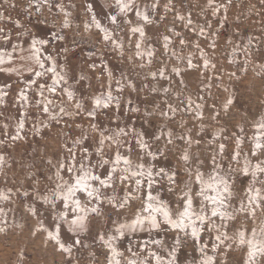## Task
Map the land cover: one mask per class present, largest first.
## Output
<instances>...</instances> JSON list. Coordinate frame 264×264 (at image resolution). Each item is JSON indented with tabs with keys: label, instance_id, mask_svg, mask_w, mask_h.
Listing matches in <instances>:
<instances>
[{
	"label": "rangeland",
	"instance_id": "1",
	"mask_svg": "<svg viewBox=\"0 0 264 264\" xmlns=\"http://www.w3.org/2000/svg\"><path fill=\"white\" fill-rule=\"evenodd\" d=\"M155 2L156 0H136L141 7L149 6L150 24L138 20L134 13L127 17L132 25L145 28L146 36L142 47L145 50L149 47L155 49L151 66H147L145 57L143 62L146 66L141 68V61L134 56V45L139 35L130 34V26L123 23L124 17H118L121 21L120 28L112 25L108 19L116 13L114 0H0V38L11 36L7 43L0 39V50L11 51L13 46L19 44L26 55L33 37L48 40L43 55H51L55 59L57 71L67 77L68 84L57 86L56 94L46 91L45 97L54 100V104L50 106L53 113L58 112L60 105L72 113V116L52 120L42 111L41 98L36 93L35 86L27 93L28 101H22L19 97L24 83L29 78L36 79L34 74L27 71L19 75L0 72V89L6 93L0 101V156L5 158L0 167V193L9 197L7 200H0V209L3 210V214H0V228L4 229L0 232V264H107L108 250L96 238L97 233L110 234L114 221L123 222L130 218L139 207L138 204L123 211L105 205L102 208L103 214L90 217L89 230L79 236H74L67 230V225H64L60 233L61 241L66 247L72 248L70 256L61 251L46 232L39 230L41 225L53 230L56 219L51 205L41 203L37 198L38 193L46 195L54 186L57 165L67 159L66 145L73 146V141L80 139L83 134L90 137L84 146H90L89 150L95 152L99 131H91L92 123L100 131H104L105 135H112L121 128L129 131L135 128L137 133H144L154 149L159 147L167 153L166 157L156 162L157 167L164 166L174 172L178 171L181 185L188 179L183 170L184 165L178 160L185 148L193 156L194 168L200 167L196 157L204 161L201 170L206 175L210 171V158L221 141L227 145L223 160L227 167V156L235 147L234 138L245 135L239 132L240 127L246 133L242 153L249 152L251 145L247 142V137L253 134L252 125L264 116V70L261 68L264 66V0H214L212 6H209L208 0H158V6L153 10L151 5ZM89 4L102 25L113 31L114 38L124 44L123 56L110 42L103 41V34L91 23L92 12L87 10ZM61 5L63 12L60 10ZM177 15H190L193 24L186 26V21L176 19ZM65 19L71 27L63 26ZM17 22L23 27H19ZM173 28L179 36L171 33L170 29ZM200 28L205 30L204 36H200ZM164 35H169L172 39L167 50L163 47ZM58 36H63L64 39L56 38ZM180 38L186 40L187 46L179 44ZM195 44L200 45L199 50L193 46ZM173 50L180 59L171 55ZM200 50H203L210 64H215L214 69L202 67ZM19 56L20 50L17 49L13 54V63H6L4 67H21ZM129 56L133 57L132 61H129ZM188 56L192 57L195 68L186 67ZM50 64V61H46L47 66ZM102 64L107 65V68H103ZM92 65H95V71L92 70ZM174 66L181 68V76L171 73ZM161 67L167 69L166 76H170V80L151 78L149 74ZM109 69L112 72L110 81L107 75ZM232 73L235 75H231ZM82 76L84 79H81ZM50 77L51 73H46L38 83L47 81L50 84ZM118 80L122 82V92L117 91ZM109 83L120 107L116 109L113 104L108 109L97 110L93 121L87 117L86 110L94 106V96L102 95L108 90ZM130 84L135 85L134 90ZM65 88L73 90L76 99L85 105L81 114L76 115L75 101H67L66 92L62 91ZM164 89L170 91L165 94ZM177 95L180 96L179 100ZM188 96L202 105L203 120L195 118L194 107L187 110L181 103ZM199 97H203V100ZM228 99H232L234 103L229 111L224 112L222 105ZM165 101L179 106L172 120L160 115L161 110H167ZM136 108L139 109L138 112L133 111ZM215 112L220 113L218 118L214 117ZM20 121H23L24 128L17 134ZM162 128L172 130V145H166L163 139L159 142L155 140L154 137L160 135ZM221 129L224 131L220 140L214 139V133ZM181 134L191 136V146L177 138ZM14 136L17 138L13 139ZM197 140L200 141L199 144L195 143ZM121 141L132 145L133 159H136L132 135L121 137ZM112 151H115L114 147ZM95 159L94 156L93 163ZM233 167L236 165L233 164ZM234 178L238 193L250 180L241 174ZM65 179L68 177L65 176ZM168 187L166 180L161 181L158 186H154V191L170 207L175 208L177 195L169 192ZM25 192L29 194L27 198L24 196ZM59 203L57 201V205ZM194 203L198 206L199 200H194ZM30 207L36 209V215L31 214ZM262 222L264 212L257 208L254 222L238 217L234 226L243 223L251 230L258 228ZM211 235L214 234L206 230L200 242L208 244L209 249L212 244ZM229 235H232L231 231ZM77 239L80 244L74 243ZM151 239L163 242L162 245H148L161 255L175 249L177 264H199L200 244L193 240L190 232L178 233L166 226H162L159 233H127L116 246L125 257L130 255L128 248L143 256V249L139 245ZM226 243L230 244L231 241ZM215 255L218 264H224L225 260L227 264H245L247 259L246 248L237 244H232L230 251L222 245ZM257 264H264V258L258 257Z\"/></svg>",
	"mask_w": 264,
	"mask_h": 264
},
{
	"label": "snow or ice",
	"instance_id": "2",
	"mask_svg": "<svg viewBox=\"0 0 264 264\" xmlns=\"http://www.w3.org/2000/svg\"><path fill=\"white\" fill-rule=\"evenodd\" d=\"M213 3L214 0H208L209 6H212ZM114 5L116 13L108 17L110 23L120 28L121 21L118 20V17L125 18L123 23L130 26V34L132 36L139 35V39L134 45V56L141 61V68L146 66L143 61L147 57V66L150 67L155 49L149 47L145 50L142 47L146 36L145 28L141 25H132V21L127 19L130 13H134L138 20L143 21L144 24H150L149 6L141 7L136 3V0H114ZM157 6L158 0L151 5V8L155 10ZM60 10L61 12L64 11L62 5ZM87 10L92 12L91 23L103 34V41L110 42L111 46L118 49L121 56H123L124 44L114 38L113 31L102 25L92 11L90 4L87 6ZM176 19L182 22L186 21V26L193 24L190 15L188 17L177 15ZM17 24L19 27H23L19 25V22ZM63 26L65 28L71 27L67 19L63 21ZM86 27H89V25H86ZM170 31L172 34L179 36V33L174 28L170 29ZM199 34L204 36L205 30L200 28ZM56 38L64 39L63 36ZM0 39L7 43L11 40V36L5 35ZM48 43L49 41L46 39L33 37L26 55L19 44L13 46L11 51L0 50V72L19 75L23 71H27L30 74H34L36 79L29 78L24 83V88L19 92L20 99L28 101L27 93L35 86L36 93L41 98L42 111L52 120H59L64 116H72V113L63 105L58 107V112L53 113L50 110V106L54 104V100L45 97V92L56 94L57 86L62 83L67 85L68 79L57 71L56 61L51 55H43V50ZM171 44V36L164 35L163 47L167 50ZM179 44L187 46L184 38L179 39ZM193 46L198 50L200 49L199 44ZM212 47L214 49L215 45ZM17 49L20 50L19 59L22 66L5 68L4 65L6 63L8 65L13 63V54ZM199 54L203 60L202 67L204 69L209 67L214 69L216 67L215 64H210L203 50H200ZM171 55L176 59H180L175 50L171 52ZM233 56H235V52H233ZM132 59L133 57L129 56V61H132ZM46 61L51 62L50 66L46 65ZM91 67L95 71V65ZM102 67L107 68V65L102 64ZM186 67L188 69L196 67L191 56L186 58ZM261 68L264 70V66H261ZM166 71L165 67H161L149 75L153 80L158 78L170 80L171 77L166 76ZM46 73H51V83L49 84L47 81L38 83L40 78L44 77ZM171 73L181 76V68L174 66L171 68ZM107 75L110 81L112 77L110 69ZM231 75H235V73ZM81 79H84V77L82 76ZM121 83L119 80L116 82L117 91L120 92L124 90L120 87ZM129 86L133 90L135 89L134 84ZM62 91L66 92L67 101H75L76 115L81 114V111L85 110V105L76 99L75 92L68 88L62 89ZM169 91L170 89H164L165 94ZM5 95L6 93L3 89H0V101L3 100ZM176 98L179 100L180 96L177 95ZM199 99L203 100V97H199ZM92 103L94 106L86 110V115L93 121L96 119L97 110L108 109L113 104H115L116 109L120 107L119 100L112 94L110 83L108 84V90L104 94L92 98ZM165 103L167 110H161L160 115L172 120L179 106H174L167 101ZM181 103L187 110L195 108L196 119H204L202 105L193 101L190 96L185 97ZM233 103L232 99H228L222 105V110L224 112L229 111ZM133 111L138 112L139 109L136 108ZM219 115V112L214 113L216 118ZM23 128L24 123L20 121L17 134ZM90 128L92 132L99 131L95 152L93 153L89 150L90 146H84L90 137L83 134L80 139L73 141V146L66 145L67 159L66 162H60L57 165L54 173V186L48 194L40 195L38 193L37 196L41 203L51 205V210L54 212L56 219L53 230H49L43 225L40 226L39 230L46 232L48 238L55 241L61 251L67 252L69 256L72 252V248L66 247L61 241L60 233L64 225H67V230L74 236H79L89 230L88 221L90 217L103 214L102 208L105 205L114 210L123 211L131 208L134 204H138L139 207L136 208L130 218L123 222L114 221V228L110 234L97 233L96 238L108 250L107 264H177L175 249L167 251L166 255H161L148 247L149 244L162 245L163 242L159 239L144 241L139 245L143 249V256L139 255L137 251H133L132 248H128L127 252L130 255L125 257L124 253L116 246L117 242L124 239L127 233H135L137 231H148L149 233L155 231L159 233L162 226H166L168 229L178 233L188 234L190 232L193 240L200 244L199 264H218L215 253L220 251L222 245L230 251L232 244L246 248L247 259L245 264H257L258 257L264 258V222L258 228L251 230L243 223L239 226H234V222L238 217L244 221L250 219L254 222L257 208L264 212V187H261L264 186V116L252 125L253 134L247 137V142L251 147L247 153H242V147L246 142L245 129L243 127L239 128V132L245 135L234 138L235 147L233 152L227 156L229 161L227 167L223 163L227 145L222 141L218 143L215 154L210 158V171L207 175L201 170L204 161L196 157L199 160L200 167L194 168L193 156L187 148L183 149L178 160L184 165L183 170L188 179L182 185L178 171L174 172L164 166L157 167L156 162L166 157L167 153L159 147L154 149L145 138L144 133H137L135 128L130 131L121 128L112 135H105V132L100 131L94 123L90 124ZM201 131H203V125H201ZM223 131V129L217 130L213 138L220 140ZM129 135H132L135 141L136 159H133L134 149L132 145L121 141V137ZM16 138L17 136L13 137V139ZM154 138L157 142L163 139L166 145L174 143L173 132L170 129L165 130L162 128L160 135ZM177 138L186 141L189 146L193 143L190 135L181 134ZM195 143L199 144L200 141L197 140ZM113 147L115 151H112ZM121 149H124V151L122 152ZM94 156L96 159L93 163ZM4 159L3 156H0V167H2ZM233 164L236 167H233ZM237 174L250 178L247 185L239 193L235 189L236 180L234 177ZM65 176L68 179H65ZM165 180L169 185L168 191L177 195L175 208L170 207L154 191V186H158L161 181ZM28 195L27 192L24 193L25 198ZM8 198V195L0 193V200H7ZM196 199L199 200L198 206L194 203ZM234 200L236 201L235 204L233 203ZM57 201L60 202L59 205H57ZM29 211L32 215L37 214L36 209L33 207H30ZM0 214H3L2 209H0ZM206 230L210 234H214L211 235L212 244L210 249L208 244L200 243L202 234ZM3 231L4 229L0 228V232ZM230 231L232 235H229ZM228 241H231V243H226ZM74 243L80 244V240L77 239ZM176 243H179L178 238ZM224 264H227L226 260Z\"/></svg>",
	"mask_w": 264,
	"mask_h": 264
}]
</instances>
